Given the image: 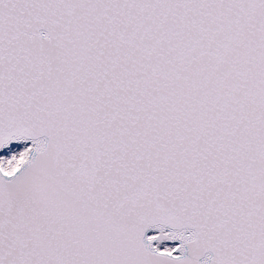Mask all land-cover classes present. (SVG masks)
Here are the masks:
<instances>
[{"label": "snow or ice", "instance_id": "obj_1", "mask_svg": "<svg viewBox=\"0 0 264 264\" xmlns=\"http://www.w3.org/2000/svg\"><path fill=\"white\" fill-rule=\"evenodd\" d=\"M0 264H264V0H0Z\"/></svg>", "mask_w": 264, "mask_h": 264}]
</instances>
